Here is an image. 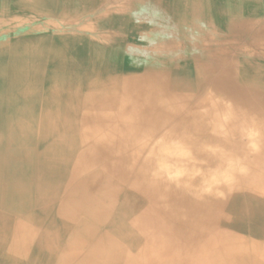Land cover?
<instances>
[{
	"label": "bare ground",
	"instance_id": "bare-ground-1",
	"mask_svg": "<svg viewBox=\"0 0 264 264\" xmlns=\"http://www.w3.org/2000/svg\"><path fill=\"white\" fill-rule=\"evenodd\" d=\"M0 264H264V0H0Z\"/></svg>",
	"mask_w": 264,
	"mask_h": 264
},
{
	"label": "rangeland",
	"instance_id": "rangeland-1",
	"mask_svg": "<svg viewBox=\"0 0 264 264\" xmlns=\"http://www.w3.org/2000/svg\"><path fill=\"white\" fill-rule=\"evenodd\" d=\"M171 13L170 12H168V15H170Z\"/></svg>",
	"mask_w": 264,
	"mask_h": 264
}]
</instances>
